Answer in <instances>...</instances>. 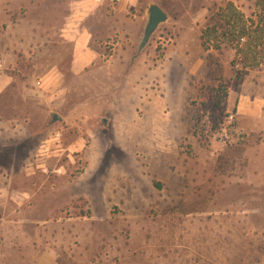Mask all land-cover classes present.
<instances>
[{
    "label": "rangeland",
    "instance_id": "1",
    "mask_svg": "<svg viewBox=\"0 0 264 264\" xmlns=\"http://www.w3.org/2000/svg\"><path fill=\"white\" fill-rule=\"evenodd\" d=\"M228 1L0 0V264H264V64L199 39Z\"/></svg>",
    "mask_w": 264,
    "mask_h": 264
},
{
    "label": "trees",
    "instance_id": "2",
    "mask_svg": "<svg viewBox=\"0 0 264 264\" xmlns=\"http://www.w3.org/2000/svg\"><path fill=\"white\" fill-rule=\"evenodd\" d=\"M254 11L245 15L233 2H226L206 19L200 30L201 47L209 67H218L212 52H232L231 69L239 75L264 64V0H253Z\"/></svg>",
    "mask_w": 264,
    "mask_h": 264
},
{
    "label": "crops",
    "instance_id": "3",
    "mask_svg": "<svg viewBox=\"0 0 264 264\" xmlns=\"http://www.w3.org/2000/svg\"><path fill=\"white\" fill-rule=\"evenodd\" d=\"M86 46H87V40L84 37L81 39H76L74 41L73 49L76 55L74 59L71 61L72 71L78 72L82 70L83 72H86L87 63H90L91 65L94 62L93 56L87 54L84 51V48ZM35 260L36 261L34 264H57L53 255L48 252L41 253Z\"/></svg>",
    "mask_w": 264,
    "mask_h": 264
},
{
    "label": "water",
    "instance_id": "4",
    "mask_svg": "<svg viewBox=\"0 0 264 264\" xmlns=\"http://www.w3.org/2000/svg\"><path fill=\"white\" fill-rule=\"evenodd\" d=\"M146 15L147 23L139 44V51L145 47L157 27L167 20V14L157 4H150L146 9ZM52 118L53 121L56 120L55 115H53Z\"/></svg>",
    "mask_w": 264,
    "mask_h": 264
},
{
    "label": "built area",
    "instance_id": "5",
    "mask_svg": "<svg viewBox=\"0 0 264 264\" xmlns=\"http://www.w3.org/2000/svg\"><path fill=\"white\" fill-rule=\"evenodd\" d=\"M0 66H1V63H0Z\"/></svg>",
    "mask_w": 264,
    "mask_h": 264
}]
</instances>
